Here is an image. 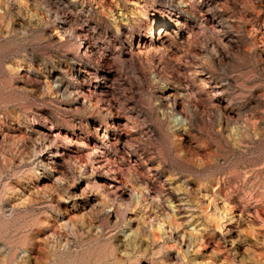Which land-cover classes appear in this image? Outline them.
Returning <instances> with one entry per match:
<instances>
[{
	"label": "rangeland",
	"instance_id": "obj_1",
	"mask_svg": "<svg viewBox=\"0 0 264 264\" xmlns=\"http://www.w3.org/2000/svg\"><path fill=\"white\" fill-rule=\"evenodd\" d=\"M0 264H264V0H0Z\"/></svg>",
	"mask_w": 264,
	"mask_h": 264
}]
</instances>
